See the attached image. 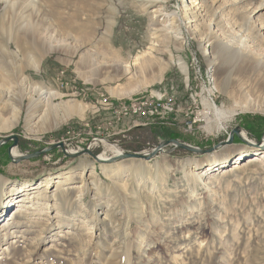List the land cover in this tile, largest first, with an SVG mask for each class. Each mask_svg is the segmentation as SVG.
I'll return each mask as SVG.
<instances>
[{
	"label": "rangeland",
	"instance_id": "374dc122",
	"mask_svg": "<svg viewBox=\"0 0 264 264\" xmlns=\"http://www.w3.org/2000/svg\"><path fill=\"white\" fill-rule=\"evenodd\" d=\"M186 1L2 0L0 62L10 65L9 77L22 103L16 123L7 110L0 114V138L17 135L16 154L64 141L69 151L89 146L107 157L113 155L112 145L121 152L151 150L169 140L164 137L170 131L202 148L226 139L239 126L248 142L259 143L264 136V62L241 66L240 61L230 62L221 54L229 50L231 35L246 22V31L239 34L242 44L252 35L256 52L264 56L262 0H223L217 9L209 6L194 22L174 26L180 31L176 39L157 25L159 17H153L152 10L159 7L187 21ZM20 26L31 27L44 49L36 45L29 50L22 41L25 56L18 54L13 43L8 50L6 41L14 34L22 39ZM142 52L154 60L151 66L134 64ZM95 56L98 63L121 61L129 69L109 64L95 67ZM8 73V66L1 69L5 78ZM66 87L71 89L67 92ZM42 88L55 91L51 103L56 115L28 129L29 101L39 102ZM169 95L174 96L178 110L164 121L193 119L200 98L214 101L212 108L224 110L227 116L220 119L221 128L201 120L194 131L184 132L181 126L167 130V125L142 115L135 119L120 108L130 98ZM106 96L109 104L97 103ZM125 118L130 122L117 124ZM135 127L142 128L125 132ZM10 145L0 147V195L15 185L43 181L60 172L68 177L34 193L36 209L25 215L37 225L16 217L15 223L26 226L13 239L0 237V248L9 246L11 258L0 264H85L87 260L88 264H264V163L234 174H215L207 184L205 175L196 174L210 163L220 165L239 151L250 155L256 149L236 136L231 145L213 154L199 156L170 145L149 161L129 158L105 165L87 154L69 157L60 148L12 162ZM89 179L93 183L87 190H59L49 196L55 186H77ZM76 193L81 195L76 198ZM55 230L67 232L76 241L63 237L51 241ZM122 253L126 259L121 260Z\"/></svg>",
	"mask_w": 264,
	"mask_h": 264
},
{
	"label": "bare ground",
	"instance_id": "6f19581e",
	"mask_svg": "<svg viewBox=\"0 0 264 264\" xmlns=\"http://www.w3.org/2000/svg\"><path fill=\"white\" fill-rule=\"evenodd\" d=\"M196 1L197 0H188V2L186 1V4L184 5L185 12L186 11H187V13L189 12V14L187 16V21L186 20L184 21V18L179 19L178 15L175 13L169 14V13L162 12L163 9L159 8V7L152 10V12L154 13L153 17H155V18L159 17L157 20V22H158L157 25H160V28H164L166 30V33L167 32L168 33H174L176 39L180 38V36H179L180 31H177L178 29L174 26L179 27V26H182V24L186 25L188 23H192L195 21V18H198V16L201 15V13L204 9L209 8V6L212 9L213 8L217 9L218 7H220V5H222L224 3L223 0H198L199 2L195 3ZM1 2H2V0H0V3ZM195 5H197V6H195ZM261 6H264V0L261 1L260 7ZM164 17H166V18H164ZM174 23H176V24H174ZM189 27H192V24ZM246 29H247V25H246V22H244V24H242V26H241V29L237 30L238 33L231 35V37H230L231 39L229 40V42H230V44H232V46L227 44L229 50L225 49L222 52V54H221L222 58H224L230 62L231 61L232 62L233 61H240L241 66H244L245 63H250L251 65H253L255 62H257L258 64H263L264 56L259 55L256 52L255 41H254V38L252 35H249L247 33L249 36L248 43L245 45L242 44L243 32H244V30L246 31ZM18 31L21 33V35H19V36H22L21 37L22 39H19L18 35L14 34L12 36L13 39H10L9 42L6 41V44H7L6 48L8 50H9V47H8L9 43H13L14 47L17 48L19 51L18 54H23V56H25V53L23 52V48H21L23 46L21 43L22 41H25V45L27 46V48H29V50H31V49L35 50L36 45H39V47H42V49H44L43 41L40 39V36L38 34H36L35 32L32 31L31 27H25L24 28V27L20 26ZM239 34H241L242 36L240 37ZM36 52L37 51H35L34 53H36ZM6 54L9 57L12 56L11 51H9V52L7 51ZM97 58L98 57L95 56V59H94L95 61L92 60L93 62H95V67L105 66L106 64H109V65H115L120 70L123 69L126 72L129 69V64H123L124 62L120 61V63L119 62L110 63L109 61L106 60V61H99V63H98ZM153 62H154V60L151 59V56H150V54H148V52H142L140 54H137L136 57L134 58V64L138 65L140 68L151 66ZM7 66L9 69V73H8L7 77L5 78L4 76L1 75V69L3 67L7 68ZM9 75H10V65L6 64V62L1 60V62H0V114L2 113L3 110H7L10 113V115L13 116L14 123H16L18 121V117H19L20 112H21L20 106H21L22 101L19 99V97L17 95L16 85L13 81L10 80ZM129 92L130 91H126L125 93H129ZM40 95H41V99L39 102H32L31 100L29 101L28 110H27L29 112V114L27 116V118H29L27 121V125L29 127L28 129H31L30 126L33 127V126L37 125V123L41 122L43 119L47 120L48 118H52V115L53 116L56 115L57 110L54 109L55 107L51 103L52 98L54 96H56L55 91H51V90H48L46 88H44V89L42 88V89H40ZM145 99H150V100L146 103V106L144 107V110L142 112L139 110L138 111H132L131 110L130 106H135V102H137V101L138 102H145ZM175 101L176 100H175L174 96H172V95L157 97V98H155V97H153V98L137 97V98H130L128 101L122 102V104L120 105V108H121V111H123L125 114L134 116L135 119H140L141 115H142V116L149 118L151 120L155 119L156 121L164 123L165 122L164 120L166 119V117H168L167 115H170L169 113H172V112L178 110L177 106L175 105ZM97 103L102 104V105H106V104L110 103V99L106 96V97L100 98L97 101ZM93 106H95V105H93ZM69 112H70L69 110L65 111L66 114ZM212 112L214 114V120L216 121L215 123L217 124L218 127H220L221 126L220 119L226 118L227 115L225 114L224 110L219 109L217 107L215 109L212 108ZM205 113H207V111ZM32 119H36V120L32 121ZM30 120H31V122H30ZM63 120L64 119H60L59 121H63ZM13 121H12V123H13ZM206 121H207V123H209V116H206ZM135 122H137V121L135 120ZM12 123L11 124L8 123L7 125L11 126ZM146 123H148L147 120H146ZM140 124H145V122L141 121ZM208 128H210L209 125H208ZM240 135L244 139H247L246 138L247 136L244 132H241ZM251 145H253V144H251ZM263 145H264V142L262 144H260V146L257 145L255 147L256 149H253L252 151L249 152L250 155H246L245 152L239 151L241 153H239L238 156H235L234 158H232L233 160L230 159L227 161H225V160L220 161V165H217L215 163H210V164L206 165V167H204L203 170L196 172V174H198L199 177H202L203 175H205V177H207V178L205 179L204 184H207L211 180L210 177H213V175L218 174V173L221 175L234 174V172L240 171L243 168H250V167H255V166L259 167L261 164L264 163V151L259 150V148H262ZM112 146H113V152H112L113 155L112 156L120 155L121 149L116 148L114 145H112ZM226 146H228V145H226ZM11 154H12V156L17 155L15 148H12ZM99 158L103 159V160H107L108 157L104 156L102 154H99ZM230 161H232V162H230ZM96 162H98V161H96ZM100 164L105 165L104 163H100ZM117 169L120 170L119 168H115L114 169L115 172L118 171ZM105 174L108 176L111 173L105 172ZM113 174H115V173H113ZM67 177H68L67 172H60V174L48 176L43 181L40 180V181L34 182V183H29V184L21 183L19 185H15L9 190L10 192L2 193L0 195V237L4 241H7L8 239H13L15 236H17L19 232H22L19 230V228L26 226L25 225L26 223H22V222H18V221H16L17 223H15V220H17L18 217H22L23 219L26 220V222H31L30 223L31 225L34 224V226H36L37 221H33V219L31 220V218L28 219L25 215L26 213L28 214V211L36 209V206H37L36 204H38V202H35V201H36L38 196L35 195L34 193H37L39 191V189L42 186H44L45 184H47V187L48 186L50 187L54 183H61L63 181V179H65ZM92 183H93L92 180L89 179L87 182L81 180V182L77 186H71L70 184H62L61 189H58L55 186L54 191H52V193H50L51 190L48 191L50 193L49 196L56 194V191L58 192L59 190H60V192H61V190L70 192L71 190H75L77 188H79L81 190L82 189L85 190L86 188H88V186H91ZM76 194H77L76 198L78 197V195H81L78 193H76ZM105 216L103 217V219H105ZM23 224H24V226H23ZM30 224L28 226H30ZM66 233L67 232L63 233V231L55 230L52 233V237H54V236H56V237H55V239H50V240L58 242L57 240H60L63 237L65 240L72 242L73 240L76 239V238L73 239L71 236H66L65 235ZM4 244H5V242H4ZM116 248L118 249V247H116ZM119 248H121V247H119ZM0 249H1V251H3V252H0V262L3 263L2 261H6L10 255L9 246L1 247ZM74 250L76 251V249H74ZM119 250H122V248ZM118 253H120V252H118ZM126 253H127V251H126ZM126 253L121 254V260L126 259ZM88 255H89V253H88ZM88 255H87V257H88ZM112 255H113V257L115 256V254H112ZM82 258H85V257H82ZM10 259L11 258L9 257V260ZM88 261L89 260H87L85 262V264H88ZM115 264H117L116 261H115Z\"/></svg>",
	"mask_w": 264,
	"mask_h": 264
},
{
	"label": "water",
	"instance_id": "95a60500",
	"mask_svg": "<svg viewBox=\"0 0 264 264\" xmlns=\"http://www.w3.org/2000/svg\"><path fill=\"white\" fill-rule=\"evenodd\" d=\"M241 132H244L241 127L234 126L233 129H231L227 133L226 139L220 140V141H218V143H216L212 146H207V147H202V148L198 147V146H194L188 142L185 143V142L179 140L178 138H170V140H162V141L158 142L157 145L154 146V148H152L151 150H147V151L146 150H140L139 152H131V151H126L123 149L120 155H118V156L110 155L107 158V160L100 159L99 154H95L92 150H90L89 146H86L85 148H83L81 150H76V151L70 152L68 149V145L64 141H60L56 144H49L47 146H44V148H41V149H38L35 151H31V152H28L25 154H17L15 156L14 155L12 156V154H11L12 148H16L19 145L18 137L15 134H12L10 136L1 137L0 138V147L8 144V142H11V145L8 147V157L12 162H20V161L36 158V157H39L41 155H44V153H46V152L60 148L62 150V152L69 157L76 158V156L87 154V155L93 157L99 163L108 164V163H113V162H120V161H123V159H129V158L143 159V160L149 161V160L155 158V156H157L158 153L163 152L164 149L170 145L173 148L181 149V150L188 151L191 153H195L199 156H202L205 154H213V152H217L218 149L223 148L226 145H231L234 142L235 136L238 137L244 143H246L248 145L253 144L255 147L257 145L260 146V144H262L264 142V136L260 139L259 143H252L250 141L248 142V139H244L240 135ZM262 148H264V145L262 146Z\"/></svg>",
	"mask_w": 264,
	"mask_h": 264
},
{
	"label": "built area",
	"instance_id": "2783aa9c",
	"mask_svg": "<svg viewBox=\"0 0 264 264\" xmlns=\"http://www.w3.org/2000/svg\"><path fill=\"white\" fill-rule=\"evenodd\" d=\"M195 58H196V56H195ZM195 61H197V69H196V72H197V71H199V60H198V58H196ZM149 100L150 99H145V102H138L137 101V102H135V106H130V108L132 111H138L139 110L142 112L144 110V107L146 106V103ZM212 105L216 106L214 101H208V99H206V98H204V99L200 98V103H198L199 111L195 112V116L193 117V119H191V120L185 119V121L180 122L177 119L173 118V120L165 121L164 123H159V124L167 125L169 127L173 126L175 124H178L179 126L182 127L184 132H186V131L192 132V131H194L196 121L202 120V121H205L207 123V121L205 119V113H204L205 110H207V115L209 116V123H215V120H210V118L214 119V114L212 112ZM197 117H201V119L198 120ZM215 125H216V123H215Z\"/></svg>",
	"mask_w": 264,
	"mask_h": 264
},
{
	"label": "trees",
	"instance_id": "16d2710c",
	"mask_svg": "<svg viewBox=\"0 0 264 264\" xmlns=\"http://www.w3.org/2000/svg\"><path fill=\"white\" fill-rule=\"evenodd\" d=\"M167 127V126H166ZM160 128H163L162 126H160ZM169 129H172V130H180V126L178 125V124H175V125H173V126H168L167 127V130H169ZM165 139H169L170 140V138H178V139H181L182 141H184L182 138H180L179 136H178V134L176 133V132H174V131H170V133H169V135L167 136V137H164ZM2 147V146H1ZM126 148L127 149H131L132 151H139V149H140V147H139V149H134V148H128L127 146H126ZM94 153H96V152H94ZM42 156V155H41Z\"/></svg>",
	"mask_w": 264,
	"mask_h": 264
},
{
	"label": "crops",
	"instance_id": "0c3cea01",
	"mask_svg": "<svg viewBox=\"0 0 264 264\" xmlns=\"http://www.w3.org/2000/svg\"><path fill=\"white\" fill-rule=\"evenodd\" d=\"M70 89H71L70 87H69V88H68V87L65 88V90H66L67 92H68V90H70ZM121 96H122V95H121ZM129 122H130V120H128V119L125 118V120H123L122 122L117 123V124L121 125V127H122V126H125L126 123H129ZM140 128H142V127H138V128L135 127V128H133V129H129L128 131H125V132H127V133L129 134V133H132L133 131H136V130H138V129H140ZM121 131H122V130H121Z\"/></svg>",
	"mask_w": 264,
	"mask_h": 264
}]
</instances>
